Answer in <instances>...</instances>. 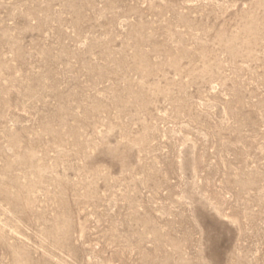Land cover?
I'll list each match as a JSON object with an SVG mask.
<instances>
[{
  "label": "rangeland",
  "instance_id": "374dc122",
  "mask_svg": "<svg viewBox=\"0 0 264 264\" xmlns=\"http://www.w3.org/2000/svg\"><path fill=\"white\" fill-rule=\"evenodd\" d=\"M0 264H264V0H0Z\"/></svg>",
  "mask_w": 264,
  "mask_h": 264
}]
</instances>
